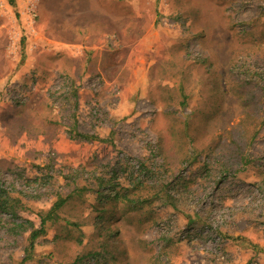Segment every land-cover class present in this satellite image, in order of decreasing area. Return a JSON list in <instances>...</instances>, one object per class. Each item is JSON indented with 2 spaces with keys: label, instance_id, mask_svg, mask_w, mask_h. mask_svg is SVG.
<instances>
[{
  "label": "rangeland",
  "instance_id": "374dc122",
  "mask_svg": "<svg viewBox=\"0 0 264 264\" xmlns=\"http://www.w3.org/2000/svg\"><path fill=\"white\" fill-rule=\"evenodd\" d=\"M262 86L264 0H0V264H264Z\"/></svg>",
  "mask_w": 264,
  "mask_h": 264
},
{
  "label": "trees",
  "instance_id": "16d2710c",
  "mask_svg": "<svg viewBox=\"0 0 264 264\" xmlns=\"http://www.w3.org/2000/svg\"><path fill=\"white\" fill-rule=\"evenodd\" d=\"M261 92L264 96V86H262ZM262 122L264 123V117L262 119ZM250 132H252V134L250 136V139L252 140L256 131L252 130ZM71 137H73V138L79 137V138L85 139V140H93V139L104 140V139L99 138L97 135L82 133V132H79L77 130L75 132H73V134H71ZM251 140H249V141H251ZM243 142L244 141L242 139L238 140V141L236 139L235 140L233 139L231 141V143L227 144L226 147H224V149L226 150V158L224 161L225 165H227L228 167H231L233 164L243 163L244 165H247L250 163L251 160L248 158V156L246 154L243 153V146L241 145V143H243ZM213 143L215 144V146H214V149H215V147H217L218 143L215 141H213ZM246 144H244V145H246ZM4 193H5V190L0 188V208L8 210L9 203H8V201L6 202V199L2 198V196L4 197ZM68 198H69V196H66V197L59 196L49 210H47L45 213H41V227L38 229H36V228L33 229L31 234H30L31 246L33 245L35 239H37V237L41 233L45 232L46 223L50 220L54 221L57 218L58 210H60L62 207H64V205L69 200ZM129 201L133 204V206L136 209H141L146 205V203H148V201H150V199L149 198H143V197H136V198H130ZM10 210H13L14 212L16 211L14 209L13 204H11L9 211ZM79 258L80 257L76 258L72 263H67V264H76V262L79 260Z\"/></svg>",
  "mask_w": 264,
  "mask_h": 264
}]
</instances>
